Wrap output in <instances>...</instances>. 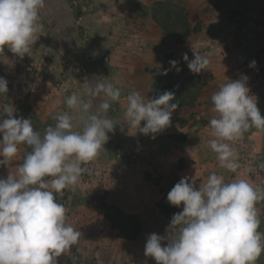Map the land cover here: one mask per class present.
<instances>
[{"label":"clouds","instance_id":"9594fccd","mask_svg":"<svg viewBox=\"0 0 264 264\" xmlns=\"http://www.w3.org/2000/svg\"><path fill=\"white\" fill-rule=\"evenodd\" d=\"M45 4L46 0H0V50L6 47L21 58L29 52L42 31L40 12ZM183 59L193 73L209 64L195 52L194 59L187 53ZM169 64L180 71L177 61ZM249 67L255 68L256 61ZM247 82L241 75L221 84L211 96L216 115L208 121V146L219 167L232 173L240 167L233 143L251 128L264 131V117ZM8 91V81L0 77V99ZM83 92L90 99L77 93L65 97L68 111L54 115V125L43 133L34 130L31 118H16L12 103H0V165L17 156L21 145L31 149L14 174L0 178V264H58V257L79 242L82 233L68 222L57 195L74 187L82 165L105 150L108 133L117 125L107 115L110 102L121 99L120 88L111 82L90 86L86 80ZM101 96L92 111V99ZM175 98L166 90L145 100L133 90L126 97L124 120L129 128L155 138L170 125L179 107ZM259 167L264 169V163ZM261 200L264 187L245 179L226 181L223 174L212 172L197 187L192 177L184 176L167 194L169 204L182 205V211L173 214L164 235L147 236L144 255L156 264H257L264 254V233L258 230Z\"/></svg>","mask_w":264,"mask_h":264},{"label":"crops","instance_id":"0c3cea01","mask_svg":"<svg viewBox=\"0 0 264 264\" xmlns=\"http://www.w3.org/2000/svg\"><path fill=\"white\" fill-rule=\"evenodd\" d=\"M220 1L211 0L209 4L208 0H167L169 4L175 5L179 15H176V12L171 13L170 10L159 9L164 11L163 16L148 17L149 25L154 28H144V33L150 34L149 30L154 29L157 34V38L149 40L142 39L143 33L140 29L134 30L130 21L126 17H121L116 11V17L118 16L121 20L120 23H127L125 29L135 32L134 39L131 40L134 44H130L132 49L127 45L112 49L114 60L111 63L110 75H105L106 70H103V75L100 70L99 77L102 79L104 76L110 77L115 81L113 85L121 90V99L118 102H110L111 107L107 113L117 125L113 132L108 133L109 140L104 145L105 150L101 149L95 159L84 165V171L74 187L65 189L70 198V205L66 208L67 220L82 233L78 244L71 247L79 254L72 258L69 264H156L154 259L144 255V246L147 236L151 234L150 230L148 233L142 232L134 240L120 237L119 231L110 226L105 210L96 202L95 195L105 191L107 204L118 206L125 214L141 216L152 208L158 211L157 205L163 201L165 192L161 190V184L147 178L145 169L142 168L144 164L139 165L138 162L137 167L133 164L125 165L121 170L117 166L114 167L118 178L111 176L108 184L99 178L98 182L91 184L89 180L92 178H89L85 171L86 167L92 165L90 163L96 161L98 164L101 163L100 166L114 165L116 160L113 153L120 146L154 149L160 144L167 146L171 140L175 139L178 148L175 157L177 160L180 159L181 164L176 165L174 173L167 170L166 166L162 182L174 186L182 177L188 176L195 180L198 187L201 180L203 182L208 177L209 174H206L215 169L213 164L216 163V154L208 146V141L212 138L208 121L216 115L212 111L213 93L221 84L229 80H238L241 75H246L249 81L248 86L254 87L250 94L256 96L259 99L257 101H261L262 94L257 87L262 86L264 64L256 62L255 68H249L246 65L247 59L256 54L257 42L246 41L243 42L244 45L238 46L236 41L237 39L244 41L247 33V37L252 34L254 38L258 37V44L262 42L264 8L259 5L260 9L248 3L249 7L246 11L250 12L251 18H247L246 21L251 25L254 24L256 28L243 25V28L241 26L237 29L236 26L234 30V23L229 21L225 11L217 9ZM155 3L153 0L152 4L155 5ZM159 3L165 6L166 1ZM114 4V2L106 3L110 6L107 9L118 7ZM111 12L114 11L111 10ZM103 14L105 19H98L95 16L87 19L85 16L84 24L96 26L94 21H98L105 22L106 26L109 21L115 19L112 18L113 14L110 15L107 12ZM142 14L144 15V12ZM243 17H246L245 14ZM158 20H161V23L162 20H167L169 26L164 23L158 24ZM153 24L157 25L158 29L152 26ZM102 31L105 30L102 29ZM100 34L111 36L112 33L100 32ZM179 37H185V39L179 41ZM194 52L209 60L207 69L200 73L191 72L183 59L185 53L189 60L194 59ZM171 60L178 62L177 67L180 71L171 67L169 64ZM164 70H168L167 75L161 74ZM133 90L138 91L145 100L156 98L166 90L175 94L176 98L173 102L178 103L179 107L173 112L170 125L162 132L155 134V138H152L151 134H141L138 128H129L124 120L126 97ZM102 99L101 96L100 101ZM257 106H261L260 112L264 117V106L261 103ZM63 111L64 109L52 113V110L47 108L42 110L41 118L48 127L50 122L54 121L53 116ZM198 116L200 120H196ZM143 125L142 121L141 127ZM243 136L250 149L256 151L257 148H262L264 131L251 128ZM235 143L242 144V137L234 142L233 146ZM198 145L202 146L201 151ZM20 164L22 160L13 158L7 165H0L1 177L6 178L9 172L14 174ZM202 170L206 172L205 177L201 174ZM115 178L116 181H113ZM150 225L151 223H148V228Z\"/></svg>","mask_w":264,"mask_h":264},{"label":"rangeland","instance_id":"374dc122","mask_svg":"<svg viewBox=\"0 0 264 264\" xmlns=\"http://www.w3.org/2000/svg\"><path fill=\"white\" fill-rule=\"evenodd\" d=\"M165 1V6L159 3ZM112 2L115 3L114 6H118L111 9L114 11L113 13L107 9L110 6L106 5V3L110 4ZM152 2L153 0H46L45 7L40 12V23L43 25V28L38 33V40L30 48L29 52L21 58L11 53L6 47L0 50V77H4L8 81L9 89L6 98L0 99V103H12L16 108V112L14 113L16 118H31L34 130L43 133L47 128V124L41 118L42 110L49 108L52 110V113L63 109L64 111H68L64 102L65 97L73 93L79 94L85 100L90 99L83 92V83L86 80L90 86H94L98 82H115L110 77L104 76V79L99 77L100 70L101 73H103V70H106L107 73L105 75H110L112 72L111 63L114 60L112 49L121 45H127L132 49L133 47H130V44H134L131 40L134 39L133 35L135 33L134 31L125 29L127 23H120L121 20L118 19V16L116 17L117 12H119L121 17H126L130 21L134 30L140 29L143 33V37L141 38L144 40L157 38L156 30L150 29V34L147 32L145 34L143 29L151 27L148 17L151 15L154 17L164 15V11H160L159 9L170 10L171 13L176 12V15H179L175 5L169 4L167 0H155V5ZM209 2L211 3V0H208ZM248 3L256 7L260 5L264 8V1L262 0H221L217 9L225 11V15L228 16L229 21L234 23V30H236V26L238 27L237 29L241 26L243 28V25H248L254 29L256 28L254 24L251 25L246 21L247 18H251L250 12L246 11L249 7ZM104 12L110 15L113 14L112 18H115L113 21H109L108 25L105 26V22L98 21H94L96 26L88 23L84 24L85 16H87V19L90 16L92 18L95 16L98 19H105L103 18ZM143 12L144 15L142 14ZM244 14L246 17H243ZM116 23H118L117 26ZM152 26L158 29L157 25L153 24ZM102 29L105 31H102ZM100 32L112 34L111 36L108 34L102 36ZM246 34L244 41L237 39L238 46L244 45L243 42L246 41L257 42L256 54L247 59V67H249V64L253 60L259 64H264V39L258 44V37L254 38L253 34L247 37ZM108 45L111 47H106ZM262 67L264 68V65ZM261 82L262 86L257 87V90H259L262 96L261 101H257V104L261 103L264 106V72L262 73ZM248 87L250 91L254 88L250 85ZM92 102V111H95L96 105L100 102V97L93 98ZM257 107L261 108V106ZM196 120H200L199 116ZM54 123L55 121H52L50 125H54ZM176 146L175 139L171 140L167 146L160 144L154 149L120 146L113 153L116 160L114 165L104 164L100 166L101 163L98 164L95 161L94 163H90L92 164L90 167L85 168L87 176L92 178V180H89V183L98 182L97 179L99 178L108 184L110 177H116L117 175V171L114 168L116 166L121 170L125 165L133 164L137 167V162L139 165L144 164L142 168L145 169V176L152 179L154 183H160L161 190L165 192L163 201L157 205L158 211L152 208L143 215L137 216L142 220L143 233H148L150 230L149 232L151 233L164 235L170 225L171 219L168 215L161 213L162 204L167 205L169 203L167 201V194L173 186L162 181H164L163 176L166 166L167 170H171L174 173L176 165L178 164L179 166L181 164L180 159L177 160L175 157V152L178 150ZM233 147L238 153V162L240 164L237 172L232 173L221 169L216 158V163L213 164L215 169L206 174L204 172L206 168L202 170L201 174L205 177V174L208 175L216 172L217 174H223L226 181L245 179L254 186L264 187V169L259 167L261 163H264V141L262 148H257L255 151L250 149L245 141V137L242 136V144L235 143ZM198 148L201 151L202 146L198 145ZM28 150L29 147L27 145H21L17 156L14 158L20 159L23 162L25 154L29 152ZM0 159L3 158L0 157ZM84 165H82L83 169ZM98 168L99 170H97ZM0 178H2L1 173ZM116 178L113 181H116ZM200 183H202V180ZM104 192L100 191L95 195L96 202L99 205L104 204ZM57 200L63 203L66 208L70 205V198L65 189L62 195H57ZM257 208L261 220L258 230L264 233V200L257 203ZM180 211H182V205L177 207L176 213ZM148 223H151L149 228ZM109 224L111 226L110 222ZM70 249L74 250L73 248ZM74 251L78 256L77 250ZM257 264H264V254L261 255Z\"/></svg>","mask_w":264,"mask_h":264},{"label":"trees","instance_id":"16d2710c","mask_svg":"<svg viewBox=\"0 0 264 264\" xmlns=\"http://www.w3.org/2000/svg\"><path fill=\"white\" fill-rule=\"evenodd\" d=\"M165 13H167V12L165 11ZM157 23L160 24L161 20H158ZM162 23H164L165 25L169 24L167 22V20H162ZM184 39H185V37H179L178 38L179 41H182ZM30 150L31 149L29 148L28 151H30ZM106 196H107V194L104 193V195H103L104 204H102L101 207H102V209L105 210L106 218L111 223L112 228L118 230L120 237H122L126 240L136 239L142 232V225L143 224H142L141 218L137 215L125 214L118 206L107 204L105 202ZM176 209H177L176 206H172L169 203L167 205L162 204V212L161 213L168 215L171 219L173 214L176 213Z\"/></svg>","mask_w":264,"mask_h":264},{"label":"built area","instance_id":"2783aa9c","mask_svg":"<svg viewBox=\"0 0 264 264\" xmlns=\"http://www.w3.org/2000/svg\"><path fill=\"white\" fill-rule=\"evenodd\" d=\"M76 256L77 253L74 250L69 249L65 253H62L60 257H58V264H69L72 258Z\"/></svg>","mask_w":264,"mask_h":264}]
</instances>
